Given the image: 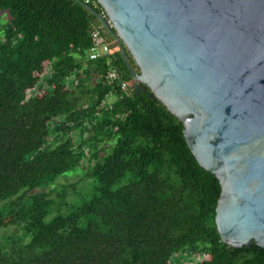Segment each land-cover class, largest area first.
Here are the masks:
<instances>
[{"label":"trees","instance_id":"trees-1","mask_svg":"<svg viewBox=\"0 0 264 264\" xmlns=\"http://www.w3.org/2000/svg\"><path fill=\"white\" fill-rule=\"evenodd\" d=\"M0 11V228L22 232L0 264H264L263 248L221 241L219 181L182 123L135 91L112 40L127 94L105 57L87 59L91 13L75 0H0ZM78 170L79 203L29 194Z\"/></svg>","mask_w":264,"mask_h":264},{"label":"water","instance_id":"water-1","mask_svg":"<svg viewBox=\"0 0 264 264\" xmlns=\"http://www.w3.org/2000/svg\"><path fill=\"white\" fill-rule=\"evenodd\" d=\"M75 1L219 181L221 241L264 249V0H97L106 17Z\"/></svg>","mask_w":264,"mask_h":264},{"label":"rangeland","instance_id":"rangeland-1","mask_svg":"<svg viewBox=\"0 0 264 264\" xmlns=\"http://www.w3.org/2000/svg\"><path fill=\"white\" fill-rule=\"evenodd\" d=\"M7 19H8V12L0 11V24L6 22ZM115 100H116V97L114 95H109L106 98V102L108 104L114 102ZM82 174H83L82 170H78L77 172L66 174L65 176L58 178L55 184H50L47 187L34 190L32 192H29V194L47 192L55 188L56 192L65 193L66 202L71 203L72 201L75 200V204L79 203L81 201V198L79 197V195H77V192L81 191L83 185L86 184L87 182L86 179H81ZM56 192H54L51 197L54 199L56 203H58L59 198L57 197ZM2 203L3 202H0V206L2 205ZM53 211H54L53 214L58 212L57 204L54 206ZM67 212L68 210H66V212H61V213L64 214ZM50 218H51V215H49L46 218V221H48ZM21 237H22V232L19 228H16L14 226L0 228V247L6 244L8 245L9 243L7 240L9 238L16 240Z\"/></svg>","mask_w":264,"mask_h":264},{"label":"built area","instance_id":"built-area-1","mask_svg":"<svg viewBox=\"0 0 264 264\" xmlns=\"http://www.w3.org/2000/svg\"><path fill=\"white\" fill-rule=\"evenodd\" d=\"M78 1L82 2L83 4L90 5L94 9L95 7L98 6L100 10L97 9L95 10H97L103 17H106L103 8L100 6L97 0H78ZM90 39H91V45L87 50V59L96 60L98 58L105 57L106 64L109 67L106 74L107 78L111 81L119 80L120 90L124 94H127L128 86L125 82L119 79V74L116 68L112 65L111 58L109 57L110 55V45L108 42L109 37L99 22L95 26H93L90 32Z\"/></svg>","mask_w":264,"mask_h":264}]
</instances>
